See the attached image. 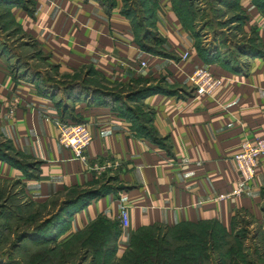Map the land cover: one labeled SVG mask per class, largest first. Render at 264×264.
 <instances>
[{
  "label": "crops",
  "instance_id": "obj_1",
  "mask_svg": "<svg viewBox=\"0 0 264 264\" xmlns=\"http://www.w3.org/2000/svg\"><path fill=\"white\" fill-rule=\"evenodd\" d=\"M28 1L26 7L10 6L11 19L59 73L96 71L107 92L150 85L167 91L141 98L152 110L148 126L154 139L137 136L107 98L86 102L66 96L75 119L91 134L81 160L56 141L53 120L61 115L52 98L14 75L0 55V139L13 153L4 154L17 163L0 160V180L18 183L23 199L36 205L58 203L72 190L110 189L72 214L57 242L97 218L117 222L120 205L129 224L114 226L116 258L127 248L129 234L143 227L157 231L216 222L228 228L239 218L262 219L264 157L241 195L212 201L235 185L232 155L240 144L264 137V20L250 0L237 4L248 15L243 32H253L260 48L240 51L239 64L198 53L178 18V0H155L153 30L162 39L158 53L139 47L117 5L106 11L94 0ZM183 52L186 59L180 58ZM196 67L218 77L220 85L209 94H193L187 75Z\"/></svg>",
  "mask_w": 264,
  "mask_h": 264
},
{
  "label": "rangeland",
  "instance_id": "obj_2",
  "mask_svg": "<svg viewBox=\"0 0 264 264\" xmlns=\"http://www.w3.org/2000/svg\"><path fill=\"white\" fill-rule=\"evenodd\" d=\"M94 1L101 6L115 4L119 9L128 12L130 14L128 21L132 26L134 38L145 43L150 49H161L160 36L153 30L151 17L155 0ZM189 1L192 4V18L186 22V25L189 34L194 37L198 53L203 57L207 55L209 60L218 57L222 58V61L233 59V62L236 61L239 64L240 51L247 49V46L250 49L260 48L257 36L253 32H243V23L248 15L236 3L237 0ZM250 1L259 17L264 20V0ZM15 2L24 5L28 1L0 0V55L6 67L17 77L34 82L42 94L52 98L58 113L66 118L75 119L76 116L72 101L66 99V96L86 102H97L105 98L101 96L106 94L103 93L105 88L102 82L104 81L98 73L93 70L80 71L74 75L59 73L55 66L49 64L39 46L17 30L9 14L10 6ZM255 3L261 7L255 6ZM66 84H76L79 87L76 86L70 93L65 94L66 90L64 92L63 87ZM136 88V86H130L127 90L113 88V93L106 98L112 111L118 116H126L124 118L127 122L130 121L136 128L138 124L140 130L146 132L147 121L152 110L142 104L138 98H131L127 94ZM0 148L13 155L12 150H9L7 143L2 139H0ZM0 193L1 196L4 194L2 199L0 197V262L21 264L23 252H38L42 247L28 239L20 240V235L23 232H29L31 225L55 212L58 203L56 205L53 202V205L51 203L30 204L23 199L20 185L14 181L0 180ZM33 212H37L38 215L34 222H30L31 224H26L19 219ZM262 216L259 221L246 217L239 218L234 220L228 228L220 229L221 245H218V249L208 247L204 250L201 258L205 257V260L202 264H264V209ZM173 235L172 230L156 231V236L167 240L169 238L171 240ZM195 255L186 253L181 257L175 254L174 262L175 264H196ZM190 256H193V259H190Z\"/></svg>",
  "mask_w": 264,
  "mask_h": 264
},
{
  "label": "trees",
  "instance_id": "obj_3",
  "mask_svg": "<svg viewBox=\"0 0 264 264\" xmlns=\"http://www.w3.org/2000/svg\"><path fill=\"white\" fill-rule=\"evenodd\" d=\"M178 2V18L184 25L185 29L188 30L186 22L192 18V4L189 0H178ZM28 3L30 2L28 1L27 4ZM27 4L19 5L15 2L14 4H11V6L16 5L26 7ZM255 4V6L261 7V5H258L257 3ZM114 5L115 4L110 6L102 5V8L107 11ZM119 12L129 20L130 14L128 12L121 9H119ZM151 17L153 21V10ZM15 26L23 35L20 27L18 25ZM134 39L141 49L152 53H158L157 50L148 48V46L139 39ZM160 41H162L161 38ZM64 86L63 91L65 92L66 90L65 94L70 93V91L76 86L79 87L76 84H66ZM115 89L119 90L117 88ZM120 89L127 90L128 87L123 86ZM112 91H105L103 93L106 94L101 96H105L103 99H106L110 93H113ZM164 92L167 91L160 86L150 85L137 87L127 94L131 98H138L141 101L143 96ZM68 118L61 115V121L80 122L79 120ZM150 118L147 121L146 132H142L138 124L136 125V128L135 125L129 121L131 128L137 136L154 139L152 133L150 134V128L148 126ZM132 119H134V117H132ZM7 145L11 151L10 145L8 143ZM4 151L7 150H2L0 148V160H6L9 163L17 165V163L10 161L7 154H4ZM109 190V187L106 185H100L92 189H77L67 192L62 200L58 202L57 210L55 212L50 214L49 217L31 225V230L29 232H23L22 235H20V240L28 239L30 242L40 244L42 247L38 252H23L21 264H175L174 255L178 254V256L183 257L186 253L189 255L196 254V264H202L205 260V257H203V259L201 258L203 251L208 247L218 249V245H221V235L219 233H221L220 229H223V227L216 222L195 224L184 223L166 229L172 230V234H174L171 236V240L170 238L167 240L156 236V230L153 229V227H143L129 234L127 248L119 258H116L114 257L115 239L118 236V231L114 226H116L117 222L115 220L108 222L102 218H97L88 224V226L82 231L76 232L66 240L56 243L58 236L67 229V219L88 204L91 199L102 196ZM0 197L2 199L4 194L1 196L0 193ZM50 203L53 205L52 202ZM37 215V212H33L24 215L19 219L24 223L29 224L30 222L32 223V221L34 222ZM232 223L233 221L231 224ZM190 259H193V256H190ZM0 264L3 263L0 262Z\"/></svg>",
  "mask_w": 264,
  "mask_h": 264
},
{
  "label": "built area",
  "instance_id": "obj_4",
  "mask_svg": "<svg viewBox=\"0 0 264 264\" xmlns=\"http://www.w3.org/2000/svg\"><path fill=\"white\" fill-rule=\"evenodd\" d=\"M188 52L181 54V59H186ZM144 66L143 62H140ZM187 81L193 94H209L221 83L203 67L194 68ZM11 111L9 110V113ZM56 129V141L59 145L67 148L73 157L84 160V153L91 142V134L82 122H64L59 119L53 120ZM261 157H264V137H255L252 140L242 142L238 150L232 155V161L237 172L235 185L225 193H219L212 198V201L231 199L241 195L254 178L255 168ZM118 226L121 229L128 227L129 219L126 207L120 205L116 215Z\"/></svg>",
  "mask_w": 264,
  "mask_h": 264
}]
</instances>
